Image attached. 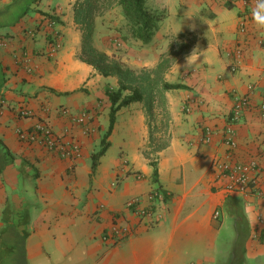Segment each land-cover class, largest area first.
I'll return each instance as SVG.
<instances>
[{
    "label": "crops",
    "instance_id": "1",
    "mask_svg": "<svg viewBox=\"0 0 264 264\" xmlns=\"http://www.w3.org/2000/svg\"><path fill=\"white\" fill-rule=\"evenodd\" d=\"M74 2L0 0V264H264V236H252L264 198L228 193L214 166L217 158L245 160L264 149V30L252 18L237 30L256 0H145L160 21L147 43L127 41L125 57L149 69L166 56L164 79L184 85L164 91L168 140L154 149L144 105L132 102L116 112L93 170L91 154L108 123L104 86L117 84L79 59ZM236 46L240 58L230 71ZM243 95L248 105L231 122ZM80 111L90 115L85 131L70 118ZM39 122L76 141L78 154L61 156L19 139L17 129ZM229 125L233 149L224 140ZM157 187L164 195L152 218L136 220L125 202L135 197L144 206ZM234 201L246 232L237 244ZM113 223L132 232L103 240Z\"/></svg>",
    "mask_w": 264,
    "mask_h": 264
},
{
    "label": "trees",
    "instance_id": "2",
    "mask_svg": "<svg viewBox=\"0 0 264 264\" xmlns=\"http://www.w3.org/2000/svg\"><path fill=\"white\" fill-rule=\"evenodd\" d=\"M113 0H75L73 4L72 20L80 29V52L78 57L80 60L92 66V68L103 76H114L117 86L115 88L106 84L104 86V94L109 101L108 107V123L103 134L100 137V148L91 154V169L93 170L97 159L103 154L108 143L107 136L110 134L116 112L122 107L132 102L140 101L143 103L148 119V133L150 142H154V149L163 147L168 140L166 136V127L169 114L165 109L164 91L170 88H181L184 85L180 83H171L164 79V70L169 64V59L164 56L153 68H140L135 70L120 60L115 58L113 54L99 50L94 45L95 27L94 17L103 12L104 9L110 8ZM120 7L122 15L125 19L124 27L126 32L135 40L147 43L156 28V22L160 19V14L150 12L145 6V0H115ZM103 6V7H102ZM51 17L47 18V22ZM52 20V19H51ZM159 109L161 120L159 130L161 131L158 138L154 140L153 133L157 126L152 124L155 119L156 110ZM3 151L7 154V150L2 145ZM152 180L156 179V168L153 161ZM158 189V187L156 188ZM231 200V199H230ZM234 209H230L233 213V228L235 231L234 242L240 243L245 232L244 216L238 209V204L232 203Z\"/></svg>",
    "mask_w": 264,
    "mask_h": 264
},
{
    "label": "built area",
    "instance_id": "3",
    "mask_svg": "<svg viewBox=\"0 0 264 264\" xmlns=\"http://www.w3.org/2000/svg\"><path fill=\"white\" fill-rule=\"evenodd\" d=\"M252 18L251 12L241 15L237 24V30L244 32L247 26L248 19ZM50 19L48 23H52ZM57 46L56 43L51 44V49L54 50ZM233 60L229 65L230 71L235 70L236 65L240 58V47L236 46L233 51ZM248 96L243 95L235 100L230 119L231 122L236 121L240 112L248 105ZM26 113V109L21 110ZM73 124L81 127L83 131L87 130L90 121V115L87 111H80L70 115ZM19 139L29 142H36L41 144L45 150L57 151L61 156L77 155L79 147L76 141L65 140L52 132L50 127L45 123H36L28 129L16 130ZM233 129L229 125L224 132L225 142L230 149L235 148L236 142L233 137ZM211 131L204 130L203 140H210ZM216 169V179L225 181L224 189L228 193L238 194H253L259 198H264V149L258 154L246 158L245 160H232L231 158H217L214 160ZM164 192L159 189H152L148 192V204L144 206L138 205V199L133 197L128 199L125 204L131 211V214L136 220L142 221L143 219L152 218L153 204L156 199L162 198ZM219 210L215 209L212 212V217L216 218ZM257 227L252 231L253 237L264 236V209L258 213L256 217ZM133 226L128 224L113 223L103 234V240H110L113 242L119 241L132 232ZM185 264H209L207 262L189 261Z\"/></svg>",
    "mask_w": 264,
    "mask_h": 264
},
{
    "label": "rangeland",
    "instance_id": "4",
    "mask_svg": "<svg viewBox=\"0 0 264 264\" xmlns=\"http://www.w3.org/2000/svg\"><path fill=\"white\" fill-rule=\"evenodd\" d=\"M159 21L160 19L157 20L156 26ZM124 23L125 19L120 7L115 0H113L110 8L104 9L102 13L97 14L94 17V27L96 31L94 44L99 50L103 51L104 49H107L108 52L110 51L109 54L112 53L113 56L123 64L135 70H139L140 67L129 64L128 59L125 57V54L128 51V47L126 46L127 41L130 38H133L126 32Z\"/></svg>",
    "mask_w": 264,
    "mask_h": 264
},
{
    "label": "clouds",
    "instance_id": "5",
    "mask_svg": "<svg viewBox=\"0 0 264 264\" xmlns=\"http://www.w3.org/2000/svg\"><path fill=\"white\" fill-rule=\"evenodd\" d=\"M252 19L257 29L264 30V0H256L255 6L252 9ZM190 57H188L187 63H191Z\"/></svg>",
    "mask_w": 264,
    "mask_h": 264
}]
</instances>
